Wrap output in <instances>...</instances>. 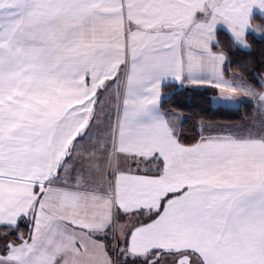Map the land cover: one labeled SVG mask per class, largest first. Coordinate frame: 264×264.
Segmentation results:
<instances>
[{"label":"snow or ice","instance_id":"obj_1","mask_svg":"<svg viewBox=\"0 0 264 264\" xmlns=\"http://www.w3.org/2000/svg\"><path fill=\"white\" fill-rule=\"evenodd\" d=\"M165 6L0 0V99L42 73L87 97L0 119V264H264V95L233 124L189 111L216 84ZM216 7L261 46L247 70L264 89V0ZM217 27L201 28L208 49Z\"/></svg>","mask_w":264,"mask_h":264},{"label":"crops","instance_id":"obj_2","mask_svg":"<svg viewBox=\"0 0 264 264\" xmlns=\"http://www.w3.org/2000/svg\"><path fill=\"white\" fill-rule=\"evenodd\" d=\"M160 2L166 6L155 11L162 16L175 17L174 22L183 24L186 30L191 26L192 37L194 35L191 41L194 47L204 50L203 55L200 56V62L203 67L208 69L205 72L206 78L211 79L216 84V87L210 88L217 91L213 98L215 105L236 108L242 103H251L245 97L253 95V91L259 95H264V89L256 91L250 88L247 81L236 75L226 77L224 74L226 54L222 51H214L212 47L208 49L207 43L201 35V28L206 27L207 24L215 23L218 25L217 30L222 29L230 36L229 31L221 22L222 17L216 15L218 11L216 6L222 0H160ZM184 5H188V7H184ZM197 9L201 10L200 16L196 15ZM194 21L195 23H193ZM124 23L127 26V20ZM252 27L255 28L253 25ZM236 32H239L240 35L235 40L231 39L237 46L246 49L240 44L247 43L248 45L247 34L244 33L242 27L236 28ZM4 88L6 90L5 97L0 99V119L10 129L16 128L25 119L32 120L38 115L56 112L61 107H70L72 104H79L87 99L84 96H81V100L71 99L73 94H80L83 90L61 87L57 85L55 77L46 73L23 77L14 85L6 83ZM77 111L81 110L77 109Z\"/></svg>","mask_w":264,"mask_h":264},{"label":"trees","instance_id":"obj_3","mask_svg":"<svg viewBox=\"0 0 264 264\" xmlns=\"http://www.w3.org/2000/svg\"><path fill=\"white\" fill-rule=\"evenodd\" d=\"M253 26H259V21H256ZM216 39L219 41V44L218 46H213L212 49L226 54V62L224 64L225 76L229 77L232 74H238L249 84L251 83L255 90H262L255 86L254 81H251L250 73L247 70L249 61L254 62L253 55L246 52V49L238 47L228 33L222 29L217 30ZM246 40L249 47L254 50L255 57L258 58L261 46L257 44L255 37L250 33L246 35ZM262 74H264V70H262ZM165 87H168V85H165ZM216 94L217 91L210 88L196 93L193 100L196 107L189 109V111H193L194 114L199 115L212 124L228 125L238 122L244 111L251 107V103H242L236 108L215 105L213 98ZM188 95H192V93L189 92Z\"/></svg>","mask_w":264,"mask_h":264},{"label":"rangeland","instance_id":"obj_4","mask_svg":"<svg viewBox=\"0 0 264 264\" xmlns=\"http://www.w3.org/2000/svg\"><path fill=\"white\" fill-rule=\"evenodd\" d=\"M255 28L257 29V32H259V31H261V30H264V29H262L261 27H259V26H255ZM194 38V35H193V37H191V39H193ZM193 41H195V40H193ZM191 43H192V41H191ZM193 44V43H192ZM241 46H245L246 47V49L249 47L248 45H247V43H245L244 45L243 44H240ZM194 46V45H193ZM205 47V46H204ZM239 47V46H238ZM242 48V47H241ZM232 75H236V76H238V77H240V78H242L241 76H239L238 74H232ZM232 75H230V76H232ZM242 79H244V78H242ZM245 80V79H244ZM246 81V80H245ZM248 83V82H247ZM253 89H254V87H252ZM255 90V89H254ZM257 91V90H256Z\"/></svg>","mask_w":264,"mask_h":264}]
</instances>
